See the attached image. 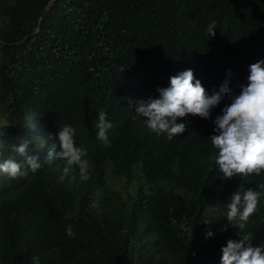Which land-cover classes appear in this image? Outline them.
<instances>
[{
	"label": "trees",
	"instance_id": "obj_1",
	"mask_svg": "<svg viewBox=\"0 0 264 264\" xmlns=\"http://www.w3.org/2000/svg\"><path fill=\"white\" fill-rule=\"evenodd\" d=\"M257 58L264 0H0V163L23 162L12 146L24 138L42 163L24 177L0 172V264H211L225 238L242 236L208 210L238 189L260 191L264 175L226 180L206 123L166 140L135 108L187 69L210 95L225 79L239 94ZM101 111L113 124L109 146L97 139ZM65 124L88 150L86 182L74 166L59 180ZM108 171L141 188L125 199L107 187ZM258 211L243 230L254 247L264 245V193Z\"/></svg>",
	"mask_w": 264,
	"mask_h": 264
},
{
	"label": "clouds",
	"instance_id": "obj_2",
	"mask_svg": "<svg viewBox=\"0 0 264 264\" xmlns=\"http://www.w3.org/2000/svg\"><path fill=\"white\" fill-rule=\"evenodd\" d=\"M216 21L207 25L209 37L215 36ZM228 75H231L229 70ZM239 94H234L229 87V80L214 89L210 95L199 79H196L193 70L187 69L170 77L168 87L157 89L158 98L137 101L135 113L138 117L145 118L147 128L157 135H166L164 139L173 140L185 134L189 126L195 121H202L214 130L215 135L210 137L212 161L218 166V173L228 180L240 176L235 182L241 183L254 176L264 175V60L255 59L249 66V75L246 84L238 85ZM226 97L231 102L222 109V114L215 120L211 113ZM209 119L204 121L202 119ZM95 127L97 139L105 146L110 145L108 132L113 128L104 111L98 114V123ZM2 129V128H0ZM77 130L65 124L58 131V140L61 151L58 158L66 162L60 182L67 177L69 170L74 166L79 171L81 182H86L91 177L93 167L87 158L88 150L76 144ZM49 134V139H53ZM31 141L24 138L18 145L12 146V151L23 158L17 162L9 158L0 163V172L10 178L24 177L29 170L35 173L42 167L41 156L31 154L29 145ZM46 145V144H45ZM55 147V145H53ZM113 179L124 182L125 192L112 183ZM107 180V173H106ZM111 187H107L122 195L125 199L135 196L141 186L125 178L117 177L110 172ZM260 191L247 189L237 190L231 195L230 202L221 208H227L224 217L234 229H239L237 235L242 236L239 241L225 238L219 245L211 264L221 260V264H264V245L252 246L251 235L244 234V229L250 219L258 214L260 197L264 193V183L259 184ZM217 209V208H216ZM209 212V211H208ZM223 214V213H222ZM72 215L68 213L67 216ZM221 215V214H219ZM217 216V215H216ZM205 224H211L205 221ZM223 230H226L223 229ZM66 235L75 237L71 225L66 227ZM215 233L209 227L206 238L214 237ZM32 264H39V258L34 257Z\"/></svg>",
	"mask_w": 264,
	"mask_h": 264
},
{
	"label": "rangeland",
	"instance_id": "obj_3",
	"mask_svg": "<svg viewBox=\"0 0 264 264\" xmlns=\"http://www.w3.org/2000/svg\"><path fill=\"white\" fill-rule=\"evenodd\" d=\"M1 128V125H0ZM107 184L111 187V180H110V171L107 172ZM112 183L114 185H117V188L120 189L122 192H125V185L124 182L122 180L119 179H113ZM209 213L215 214V215H219L222 213H226L227 212V208H212L208 210Z\"/></svg>",
	"mask_w": 264,
	"mask_h": 264
},
{
	"label": "bare ground",
	"instance_id": "obj_4",
	"mask_svg": "<svg viewBox=\"0 0 264 264\" xmlns=\"http://www.w3.org/2000/svg\"><path fill=\"white\" fill-rule=\"evenodd\" d=\"M150 227V226H149ZM151 229V228H150Z\"/></svg>",
	"mask_w": 264,
	"mask_h": 264
},
{
	"label": "water",
	"instance_id": "obj_5",
	"mask_svg": "<svg viewBox=\"0 0 264 264\" xmlns=\"http://www.w3.org/2000/svg\"><path fill=\"white\" fill-rule=\"evenodd\" d=\"M51 5V4H50Z\"/></svg>",
	"mask_w": 264,
	"mask_h": 264
}]
</instances>
